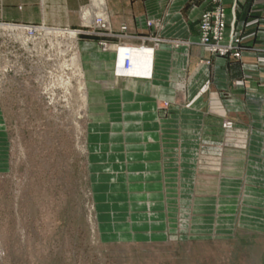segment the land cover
<instances>
[{"label": "crops", "instance_id": "1", "mask_svg": "<svg viewBox=\"0 0 264 264\" xmlns=\"http://www.w3.org/2000/svg\"><path fill=\"white\" fill-rule=\"evenodd\" d=\"M103 3L111 34L126 26L128 43L160 40L150 79L115 78L116 55L98 41L119 39L80 36L91 0H0V25L73 30L86 113L101 118L89 144L111 218L149 237L264 229V0ZM218 7L222 44L237 40L236 58L200 45V18Z\"/></svg>", "mask_w": 264, "mask_h": 264}, {"label": "rangeland", "instance_id": "2", "mask_svg": "<svg viewBox=\"0 0 264 264\" xmlns=\"http://www.w3.org/2000/svg\"><path fill=\"white\" fill-rule=\"evenodd\" d=\"M93 9L91 0L80 36L119 39L99 40L101 51H155L159 39L128 43L126 26L111 34ZM24 29L0 25V264H264V229L196 240L156 228L149 237L112 219L89 144L88 126L101 118L86 113L75 34L46 28L32 38Z\"/></svg>", "mask_w": 264, "mask_h": 264}, {"label": "built area", "instance_id": "3", "mask_svg": "<svg viewBox=\"0 0 264 264\" xmlns=\"http://www.w3.org/2000/svg\"><path fill=\"white\" fill-rule=\"evenodd\" d=\"M96 26L101 25L102 21L95 19ZM150 24V23H149ZM11 26V25H10ZM18 28H25V32L28 34L29 37L36 36L39 32L42 33L46 28L43 27H34V26H22V25H16ZM17 30V29H16ZM199 30H200V45L209 53L213 55L218 56H228L232 53L233 57H238L239 53L237 51V44L238 41H231L228 44H221L223 38V31H224V11L221 7H218L215 11H207L202 14L200 21H199ZM46 31V30H45ZM138 48L144 47V45L136 46ZM136 47H128V46H120L116 48V55L122 51V52H129L130 49L136 48ZM105 49H107L105 47ZM123 62L125 69L128 68L129 61L128 57H123ZM118 66V65H117ZM116 72V69H115ZM117 75V73H115ZM230 126V123H226L225 127L228 128Z\"/></svg>", "mask_w": 264, "mask_h": 264}, {"label": "bare ground", "instance_id": "4", "mask_svg": "<svg viewBox=\"0 0 264 264\" xmlns=\"http://www.w3.org/2000/svg\"><path fill=\"white\" fill-rule=\"evenodd\" d=\"M96 10L99 11L101 16H104L105 8L103 0H92ZM94 7V6H93ZM92 12H86L83 17L86 23L92 22ZM105 18V17H104ZM94 21V20H93ZM74 36V34H70ZM127 56L129 65L125 69L123 57ZM153 60H154V50L142 47L140 50L130 49L129 52L120 51L117 55V65L115 66L117 75L115 78H128V79H150L153 71ZM115 63V64H116ZM85 93V88L83 89ZM86 93L84 94V98Z\"/></svg>", "mask_w": 264, "mask_h": 264}]
</instances>
